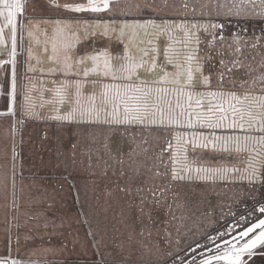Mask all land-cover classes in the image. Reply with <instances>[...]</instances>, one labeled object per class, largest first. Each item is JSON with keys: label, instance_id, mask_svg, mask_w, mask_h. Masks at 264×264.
Returning <instances> with one entry per match:
<instances>
[{"label": "snow or ice", "instance_id": "snow-or-ice-1", "mask_svg": "<svg viewBox=\"0 0 264 264\" xmlns=\"http://www.w3.org/2000/svg\"><path fill=\"white\" fill-rule=\"evenodd\" d=\"M49 2L57 10L81 15L34 18L25 15L26 0H0V55L6 53L9 57L0 60V67L12 66V106L7 112H0V116L13 118L10 156L13 211L19 210L17 176L23 181L15 144L17 124L22 125L24 117L41 118L32 102L31 92L36 87L32 84L24 86L27 91L20 119H15L19 27L30 38L29 59H35V65H29L28 70L59 72L65 77L57 87H48L52 93L49 103L53 107L47 118L77 124L102 123L110 133L120 131L122 135L134 133L137 126L155 128L162 133L156 139L163 143L151 156L147 155L149 148L142 147L148 141L141 138L137 142L132 135L130 144L135 146L125 153L126 159L112 157L121 166V175L125 173L124 165L128 166L129 180L150 174L135 188L138 203L130 205L135 211L121 215V224L127 233L121 245L127 242L130 247L138 246L141 264H250L254 256H264V251L257 252L264 249V195H259L264 188V51L260 52L259 60L245 56L243 51L264 50V36L235 33L229 38L223 34L224 24L211 19L213 15L264 19V0H233L231 4L198 0L193 5L183 0L181 7L191 8L193 17L188 19L185 15L179 23L117 19L157 12L165 7L180 11V8H170L166 0L159 5L151 0ZM197 7L199 16L209 19L197 20ZM41 24L45 27L41 28ZM36 32L45 37L43 41L36 40L40 45L36 51L41 52L38 59L33 57L31 46ZM161 36L169 41L163 48L156 43ZM94 37L123 43L122 54L114 57L108 45L95 47ZM125 37H128L127 43ZM83 41H91L93 46L91 51L80 54L77 46ZM36 65L42 67L37 69ZM169 65L172 71L168 70ZM140 69L153 73L151 80H142ZM90 76L93 79L88 80ZM67 77L83 79L68 80ZM86 83L91 84L87 96L83 93ZM237 86L241 91L235 90ZM64 105L67 107L61 113ZM103 146L108 149L106 142ZM76 147L73 144L70 158L59 159L57 166L64 165L68 171L83 164L76 159ZM142 154L151 164L138 160ZM141 169H146V173ZM8 179V173L0 174V183ZM194 181L208 183L213 188L198 194L185 190V182ZM210 194L219 200L212 202L208 199ZM48 210L58 215L53 202H48ZM11 219L17 223L8 222L3 243L9 250L13 244L19 247L23 236L26 244L31 242L29 259L6 255L0 258V264H40L31 260L38 254L44 255L43 264H49L46 254L55 249L43 245L50 244L51 238L58 234L57 229L63 228V220L57 223L45 212L27 216L23 224L18 222L19 215ZM29 221L35 224L21 233L20 229L28 227ZM221 221L227 222L220 224ZM12 227L17 229L15 238ZM154 233L156 239H152ZM88 236L99 252L97 246L101 239L97 233L89 228ZM76 242L78 238H74ZM178 251L185 252L190 259L185 261L184 257L177 256ZM165 255L173 258L163 261ZM93 264H108V261L101 259ZM119 264H128V261Z\"/></svg>", "mask_w": 264, "mask_h": 264}, {"label": "rangeland", "instance_id": "rangeland-1", "mask_svg": "<svg viewBox=\"0 0 264 264\" xmlns=\"http://www.w3.org/2000/svg\"><path fill=\"white\" fill-rule=\"evenodd\" d=\"M59 2H83V0H59ZM25 15L34 18L55 19L81 14L71 13L64 9L57 10L50 5L49 0H26ZM44 27L45 25L41 24V28ZM35 37L36 39L32 40L31 46L33 57L38 59L41 52L36 51L40 48L36 40L43 41L45 37L39 32L35 33ZM29 42L30 38L27 32L19 28L17 32L15 119H20V108L24 93L27 91L24 86L32 84L36 86L31 92L32 102L36 105V111L41 118L24 117V123L22 125L17 124L18 131L15 134V144L19 152L18 168L22 165L23 181L21 182L20 177L17 176L16 202L19 205V210L14 212L11 207L13 190L10 178L13 118L7 115L0 116V174H9V179L4 183H0V221L15 223L16 221L11 218L13 215H19V221L22 222L26 220L27 216L39 212H45L48 217L54 218L57 223L63 220V228L57 229L58 234L51 238L50 244L45 243L43 245L44 247L54 248V251L61 250L51 256L48 254L54 251L46 254L49 264H93V262L101 259L107 260L108 264H119V262L129 260L128 263L141 264V250L138 246L133 245L130 247L127 242L121 245V241L127 239V233L121 224V215L122 213L127 215L130 211L133 212L124 205L123 195L115 191L105 201L101 200L100 202L96 199V194L99 191L97 181L99 173L95 170L96 166L89 168L92 171L89 175L93 181L90 183L80 182V185L78 180H81L82 173H76L83 171L81 167H75L76 173L69 174L64 165L57 166V161L69 158L68 155L73 150H69L70 140L77 145L76 149L78 150L84 144L83 134L86 130L84 127L91 130L95 129V126L90 127L88 122L75 125V123L59 122L47 118L51 115L49 110L53 107L49 103L52 100V93L48 91V87H57L60 80L65 79V77L59 72L29 71L28 66L35 65V59H29L28 56ZM92 46L91 41H83L77 46V51L84 54L86 50L83 49L90 50ZM8 59V55L5 54L3 60ZM36 67L39 69L42 65H36ZM11 75L12 66L4 64L0 81V112H7L12 106L10 96ZM66 79L83 78L67 77ZM87 79L91 80L92 78L88 77ZM53 81H56V83L53 84ZM90 89L91 84L86 83L83 89L85 96L90 94ZM66 107L67 105L61 106V113ZM67 128H75L76 133L72 136L69 135ZM63 150L68 151V155L63 153ZM5 152H7V157ZM65 176H67V179L64 178ZM116 176V174L108 175L111 178ZM79 193H81V199ZM48 202L54 203L58 215L54 216L53 211L48 210ZM117 211L120 212L118 216L115 214ZM29 224H35V221H31ZM98 224L99 226H97ZM114 224L115 228H113ZM117 226L119 229H117ZM89 227L101 239V243L97 246L99 252L93 247L92 239L88 236ZM22 231H28V228H22ZM60 232L63 233V236L59 235ZM74 238H78L79 242L74 243ZM79 250L81 251L79 255H70L71 252L75 253ZM36 256L38 257L32 259V261L43 264L44 255L38 254ZM76 258L78 259L76 260Z\"/></svg>", "mask_w": 264, "mask_h": 264}, {"label": "trees", "instance_id": "trees-1", "mask_svg": "<svg viewBox=\"0 0 264 264\" xmlns=\"http://www.w3.org/2000/svg\"><path fill=\"white\" fill-rule=\"evenodd\" d=\"M91 77V76H90ZM77 123H75L76 125ZM90 127L95 126V129L89 130L88 127L86 128L84 134H83V141L84 144H82L78 150L75 149V152H77L76 159L82 160L83 164L78 165L82 168L83 171H80L79 173L75 172V168L68 170V173H76L81 175V180H78V184L80 185V182H92L93 179L89 174H91V170L89 168H93L96 166L95 170H97L98 174V186L99 191L96 194V199H98L100 202L101 200L105 201L108 197H110L113 192L118 191L119 194L123 195L125 199V206L127 208H130V205L133 203H138L137 194L135 192V188L139 184L140 180H146L147 175L145 174L140 177H138L136 180H129L130 172L128 171V166L124 165L125 173L124 175H121L120 168L121 166L119 164L115 163V160L112 159L113 156L116 157V159L124 158L126 159L125 153H127L130 150V147H134L135 145L130 144L129 137L132 135H135L136 141L139 142L141 138H144L148 141L147 144H143L142 147L149 148L148 156H151L153 154V151H158L159 146L156 144L154 145L153 140L156 139V137H152V135L159 136L161 133L159 131H148L150 128L141 129L139 126L138 129H135V132H128L126 135H122L120 131H117L115 133H110L106 126L102 123H89ZM94 124V125H92ZM69 135H73L76 133L75 128H67ZM71 144H69V150H72V145L75 144L73 141H71ZM108 144V149L106 150L104 148V143ZM73 151V150H72ZM71 152V151H70ZM63 153H67L68 151L63 150ZM119 153V155H117ZM89 154L91 156V159H89ZM69 156V155H68ZM70 158V157H69ZM138 160L144 161L147 164H151V160H146L145 156L142 154L138 157ZM115 172V173H114ZM142 173H146V169H141ZM106 173V174H105ZM117 175L116 177H108V175ZM145 187L147 185H144ZM122 188L131 189V191H122ZM213 188L212 185L200 181H194V182H185V190H190L193 193H200L204 191L205 189H211ZM183 196V192L181 193ZM214 197L213 195H209L208 199H212ZM79 198L81 199V193H79ZM133 212L135 211L134 208H130ZM117 216L120 214L119 211L115 213ZM94 219V218H93ZM101 219V218H99ZM164 219H167V216L164 217ZM94 221V220H93ZM99 226V224L97 225ZM113 228H115V224L113 225ZM94 229V228H93ZM117 229L118 226H117ZM152 239H156L155 233L153 234ZM155 259V257H153ZM130 261V260H129ZM128 261V262H129ZM131 264V263H128ZM133 264V263H132Z\"/></svg>", "mask_w": 264, "mask_h": 264}, {"label": "flooded vegetation", "instance_id": "flooded-vegetation-1", "mask_svg": "<svg viewBox=\"0 0 264 264\" xmlns=\"http://www.w3.org/2000/svg\"><path fill=\"white\" fill-rule=\"evenodd\" d=\"M122 2H124V0H122ZM127 2H142V0H127ZM152 3L154 4H162L165 2V0H151ZM183 0H166L167 5L172 8V9H176V8H180L179 12L176 11H170L168 7L163 8L162 10H159L157 12H145L143 14H138L135 16H128V17H118V20H123V19H127L129 22L132 21H139L141 23H143L145 20L147 19H154L157 23H162L163 21L167 20V21H171L174 23H179L181 21H183L185 19V15H187L188 19H192L193 17V13L191 11V8L184 10L181 5H182ZM199 2H204V0H199ZM218 2L220 3H228L231 4L233 2V0H218ZM187 3L189 5H193V4H197L198 0H187ZM199 7H197V12H196V19L204 22L207 19H209L208 17H201L199 16ZM101 15H107V14H101ZM211 19L214 22L217 23H223L224 24V28L222 29L223 34L226 37H231L233 34L235 33H240L244 36H252V35H256V36H264V19H261L259 17H237V16H215L213 15L211 17ZM119 26V24H117V27ZM203 35V34H202ZM96 41L95 47H104L105 45H108L109 50L112 52L113 56H119L122 54L123 52V48H124V44L120 43L119 41H111L109 42L107 40V38L104 37H94L93 38ZM176 39L179 40V36H176ZM128 41V37H125V43H127ZM157 45H159L161 48L166 47L167 44L169 43L168 38L166 36H161V38L156 42ZM141 47H143L144 45H140ZM205 45H201V48H203ZM90 48V47H87ZM86 51H91L89 49H83ZM82 50V51H83ZM244 55L245 56H255L257 60H259L260 58V52L264 51V50H252V49H244ZM83 54V53H81ZM160 61H158L159 63ZM205 67L207 68V64L205 65ZM168 70L172 71V66L169 65L168 66ZM243 70H241L242 72ZM139 74H140V78L142 80L147 79V80H151L153 73L151 72H144L143 69L139 70ZM93 79V77H91ZM241 79H246V77H242ZM107 82V81H106ZM230 87V86H227ZM237 91H241V89L239 88V86H237V88L235 89ZM139 127L137 126L136 129H138ZM148 131H159L155 128H150V130ZM160 132V131H159ZM161 133V132H160ZM162 135V133H161ZM159 135V136H161ZM156 135H152V137H159ZM154 145H160L163 143L162 140H157L154 139L153 140ZM191 155V154H190ZM218 155V154H217ZM208 163L213 164V161H209ZM213 195V194H210ZM259 195H264V188H262L260 190ZM214 197H212L211 201L216 203L219 198L216 195H213ZM250 203V201H249ZM239 207V206H237ZM231 219V218H229ZM227 221H221L220 224H224ZM220 224L216 225L217 227L220 226ZM260 251H264V249H257V252ZM177 256H181L184 257L185 261H187L188 259H190V256H188L185 252L183 251H178L176 253ZM173 257H169L167 255L163 256V261H168L170 259H172ZM250 264H264V256H254L252 258V260L250 261Z\"/></svg>", "mask_w": 264, "mask_h": 264}, {"label": "crops", "instance_id": "crops-1", "mask_svg": "<svg viewBox=\"0 0 264 264\" xmlns=\"http://www.w3.org/2000/svg\"><path fill=\"white\" fill-rule=\"evenodd\" d=\"M18 31H19V27H18ZM5 54L0 55V60H3V57ZM3 68H4V65L2 67H0V81H1L2 75H3ZM0 189H1V187H0ZM24 222H25V220H23L22 222L19 221V223H21V224H23ZM30 222L31 221L28 222V227H26V228H30L32 226V224H29ZM11 223L14 225L15 223H17V221L15 223L14 222H11ZM8 226H9V223H3L2 221H0V258H3L4 256L8 255V256H10V258L22 259V260L27 261L29 259V256L27 255V253L29 251V247H30L31 242H29V244H26L23 240V236H21V242H20L19 247H17L15 244L12 245L10 250L5 247V245L3 243L5 236H6L4 229L7 228ZM20 232H21V229H20ZM23 232H27V231H22L21 233H23ZM12 233H13V238H15V235L17 233V229L15 227H12ZM97 237H98V235H97ZM59 251H61V250L59 249ZM59 251L58 250L54 251L52 253H49L48 255L51 256L52 254H57V253H59ZM67 252H69V251H67ZM80 252H81L80 250H79V252L77 251L75 253L71 252L70 255H79ZM37 257L38 256H32L31 260L36 259ZM71 259H73V258H71ZM77 259L78 258H76V260Z\"/></svg>", "mask_w": 264, "mask_h": 264}]
</instances>
